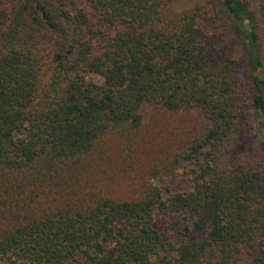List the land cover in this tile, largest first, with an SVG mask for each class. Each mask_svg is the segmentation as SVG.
<instances>
[{"label":"trees","instance_id":"16d2710c","mask_svg":"<svg viewBox=\"0 0 264 264\" xmlns=\"http://www.w3.org/2000/svg\"><path fill=\"white\" fill-rule=\"evenodd\" d=\"M84 1L0 0V264H264V0Z\"/></svg>","mask_w":264,"mask_h":264},{"label":"rangeland","instance_id":"374dc122","mask_svg":"<svg viewBox=\"0 0 264 264\" xmlns=\"http://www.w3.org/2000/svg\"><path fill=\"white\" fill-rule=\"evenodd\" d=\"M66 3L72 11H78L80 9H88V6L84 0H66ZM199 3H204V0H168L169 15L173 18H177L185 13L194 11L195 7ZM250 10L257 15L258 19L262 23V20L260 19V15L258 13V9L254 4H251ZM43 36L47 40L51 37L50 34L48 33H44ZM226 43H228V45L230 46L232 58L238 61L239 74L242 77H245L246 69L244 67V59L242 57V50H241L242 48H241L240 38L231 30L230 24H229V28L226 34ZM160 126L170 131L173 130L169 126V122L167 119L164 120L160 124ZM146 129L149 132V134L154 135V137H157L160 139L159 134L155 135V133L151 131L152 130L151 127H148ZM256 134H257V130L255 128L252 131V135L245 137L247 142H246L245 147L242 149L243 153L253 154L255 149H257L256 147L257 142H256V136H255ZM188 167H186V169L181 168L176 172L174 176L172 175L166 176L162 180H160V176H159L157 180L161 181V183H163L164 186H169L173 190H178V189L187 190L191 186V178L189 176L190 174H188L190 170V166ZM115 189H117V187H115ZM117 191L120 193H124V195L127 193L126 187L118 188ZM187 225L188 224L185 221H183L182 218L173 217L171 219V232L174 235L173 238L174 239L180 238L182 232L184 231Z\"/></svg>","mask_w":264,"mask_h":264}]
</instances>
